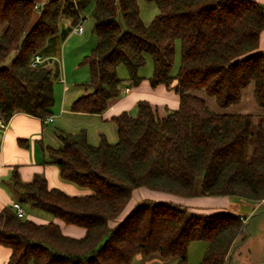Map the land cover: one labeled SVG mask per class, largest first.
I'll use <instances>...</instances> for the list:
<instances>
[{
	"label": "trees",
	"instance_id": "obj_1",
	"mask_svg": "<svg viewBox=\"0 0 264 264\" xmlns=\"http://www.w3.org/2000/svg\"><path fill=\"white\" fill-rule=\"evenodd\" d=\"M150 1L157 13L146 24L138 0H48L39 10L34 0H0V119L16 112L40 119L51 115L55 70L30 61L36 53L46 57L59 48L61 40H52L63 37L91 4L96 44L83 58L89 72L85 86L91 90L75 98L70 110L104 112L121 92L118 65L135 86L146 55L154 65L150 86L164 84L179 96L178 107L164 116L147 100L137 102L135 116L113 115L115 143L102 134L92 145L85 129L54 128L62 146H46L47 161L58 167L62 180L88 192L70 195L50 188L41 174L24 182L15 170L11 182L24 203L85 228V234L64 235L54 221L37 223L4 206L0 245L10 249L5 264H129L139 253L189 264L188 245L196 240L207 242L197 264H224L245 233L239 214L201 213L145 199L120 217L133 190L264 200V116L252 129L251 114L217 112L195 94L203 91L225 109L252 83L254 100L264 109V6L254 0ZM62 19L70 25L60 28ZM176 40L180 63L171 75Z\"/></svg>",
	"mask_w": 264,
	"mask_h": 264
},
{
	"label": "crops",
	"instance_id": "obj_2",
	"mask_svg": "<svg viewBox=\"0 0 264 264\" xmlns=\"http://www.w3.org/2000/svg\"><path fill=\"white\" fill-rule=\"evenodd\" d=\"M46 1L48 0H34L35 4L41 5ZM254 1L264 6V0ZM74 26L63 37L60 38L58 35L52 40H61L59 42V48L57 47L53 52H48L46 57L43 55L46 58V64L55 70L53 83L57 80L62 84L58 102L55 105L53 103L54 106L51 107V115L49 117L52 119H40L23 112H16L6 121V127L0 129V210L4 206L18 202L23 208L25 217L37 223L54 221L59 225L64 235L81 238L85 234V228L67 224L58 218H54L50 213H43L45 211L32 208L24 203L22 201L23 195L21 191L16 189L11 182L12 172L14 170L17 171L20 179L24 182L30 181L36 174H41L45 177L48 187L62 189L70 195L87 193L88 191L86 189L79 188L73 183L62 180L58 167L47 161L45 147L57 148L62 146V142L53 131V118L56 119L55 123L60 125L66 132L74 133L80 129H85L87 141L92 145L99 143L102 134L108 142L115 143L118 140V135L116 126L111 121L113 115L127 111L130 115L135 116L137 114V102L139 100H147L156 108L159 116H164L166 110L178 107L179 96L174 90L166 87L164 84L151 87L148 82V77H142L140 83L135 86H129L128 82L122 83L120 95L110 99L107 108L101 114L71 111L70 104L72 101L79 95L91 90V88L85 85L81 87L68 86L65 79L66 69L63 72L61 68L60 54L62 43L71 33L81 35L85 31L84 29L82 33H76L73 31ZM260 46H264V29L260 34ZM126 88L129 89L126 91ZM199 201L200 211H195L192 208L188 209L201 213H209L217 210L234 212L233 210L238 209L237 206H239V203L233 201L230 196H200ZM262 201L253 205L252 211ZM135 203V201L132 202L131 197L120 217L125 215ZM27 207H30V209H26ZM239 215L246 218L244 214L239 213ZM115 222L111 221L110 225L115 224ZM239 238L232 245L224 264H264V241L262 242V246L257 249L256 255H254L249 245L239 243ZM238 247L241 250L238 251ZM9 256L10 249L0 245V264H5ZM136 256L138 258L139 255L137 254ZM175 263L176 261H174Z\"/></svg>",
	"mask_w": 264,
	"mask_h": 264
},
{
	"label": "rangeland",
	"instance_id": "obj_3",
	"mask_svg": "<svg viewBox=\"0 0 264 264\" xmlns=\"http://www.w3.org/2000/svg\"><path fill=\"white\" fill-rule=\"evenodd\" d=\"M138 5L140 9V17L142 21L146 24L150 23L155 14L157 13V7L153 1L150 0H138ZM93 4L89 5L87 9L83 12L85 20L83 21L84 33L74 34L71 33L67 39L62 43L61 47V68L63 72L66 69V82L67 85H73L81 87L89 81L88 66L83 63V58L88 55L96 42V35L93 29V18H92ZM70 25V20L62 19L60 21V28ZM4 25L0 23V32L3 30ZM180 63V44L179 41L175 42V53L174 60L172 63L170 74L174 75L177 72ZM154 69L153 61L149 55H146V62L143 67L139 70V76L149 77ZM118 76L122 79V83H127V70L123 64L117 67ZM56 80V79H55ZM62 84L57 80L53 83V93H54V105L58 102L59 94L61 91ZM174 90L173 88H170ZM196 95L204 98L206 103L220 113H246L251 114L253 117L252 129L255 128L257 118L259 116H264V109L257 106L253 97V84L251 83L247 88L242 91L241 100L229 106L228 108H219L213 98L205 95L203 91H196ZM53 105V106H54ZM54 112V110H53ZM55 118H53L52 126L64 130L60 125L55 123ZM62 122V121H61ZM65 131V130H64ZM166 195L163 196L162 195ZM160 195V196H159ZM183 197L180 195H175L169 192H160L155 190H150L144 187L136 188L133 191L132 202H141L145 199L153 201H166L181 204L187 208H192L195 211H200V197ZM233 201L239 203L238 209L233 210L235 213L244 214L247 218L245 221V234L239 239V243L242 245H249L251 247L252 253L256 255L257 249L262 246L264 241V200L257 204L255 210L252 211L253 205L257 202L249 201L243 198L230 196ZM193 199V200H191ZM255 203V204H254ZM26 209H30L27 207ZM252 211V212H251ZM42 213V212H41ZM48 213V212H43ZM49 214V213H48ZM251 232V233H250ZM207 247V242L203 240L192 241L188 245L187 260L189 264H197L203 257L204 251ZM238 251L241 248L238 247ZM236 250V253H237ZM243 252V251H241ZM133 258L129 264H174L175 258L164 259L159 254H152L149 256L139 253ZM243 255V254H242Z\"/></svg>",
	"mask_w": 264,
	"mask_h": 264
},
{
	"label": "built area",
	"instance_id": "obj_4",
	"mask_svg": "<svg viewBox=\"0 0 264 264\" xmlns=\"http://www.w3.org/2000/svg\"><path fill=\"white\" fill-rule=\"evenodd\" d=\"M34 7H35L36 10H39L40 7H41V4H35ZM84 20H85V17L84 16H81L78 19L77 23L73 27V31L74 32H76V33H82L84 31V26H83V21ZM45 61H46V58L42 54L36 53L32 57V59L30 61V65L33 66V67H37V66L43 64ZM128 89L129 88H126V91ZM51 119H52L51 117H47L46 118V120H51ZM5 127H6V121L0 119V129H4ZM12 207L15 209V211H16V213H17L18 216H20V217L24 216L23 208H22V206H21L20 203H18V202L12 203ZM240 219L243 222L246 221V218L245 217L240 216Z\"/></svg>",
	"mask_w": 264,
	"mask_h": 264
}]
</instances>
